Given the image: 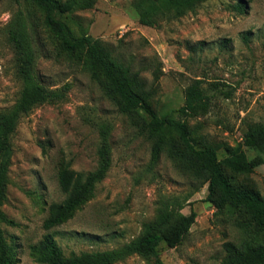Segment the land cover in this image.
<instances>
[{
  "label": "rangeland",
  "instance_id": "obj_1",
  "mask_svg": "<svg viewBox=\"0 0 264 264\" xmlns=\"http://www.w3.org/2000/svg\"><path fill=\"white\" fill-rule=\"evenodd\" d=\"M146 3L151 0H95L72 19L137 74L150 94L151 108L160 115L176 117L193 80L206 88L211 82L226 85L221 87L232 92L229 99L216 96L206 115L187 118L195 141L219 146L218 158H223L242 143L248 126L264 124V0H208L178 19L154 12L142 23L137 4ZM32 13L25 0H0V111L16 103L22 88L8 35L16 25H25L32 39L37 80L62 92L63 99L21 117L11 138L9 184L1 210L12 225L0 223V229L13 247L16 264H38L29 246L46 233L42 225L49 204L64 198L57 172L62 165L80 173L94 171L103 126L110 128L111 166L93 198L52 230L65 256L129 243L156 217L160 203L174 198L183 204L180 214L196 213L183 243L176 248L160 243L155 254L132 255L115 264H223L227 243L239 248L264 245V234L242 212L216 210L206 200L207 186L164 152L150 168L152 142L137 117L120 113L101 82L79 59L62 52L41 15ZM244 150L248 157L256 154ZM227 175L235 186L264 196V165L249 175Z\"/></svg>",
  "mask_w": 264,
  "mask_h": 264
},
{
  "label": "trees",
  "instance_id": "obj_2",
  "mask_svg": "<svg viewBox=\"0 0 264 264\" xmlns=\"http://www.w3.org/2000/svg\"><path fill=\"white\" fill-rule=\"evenodd\" d=\"M19 2L20 0H15ZM208 0H151V4H137L140 20L146 23L149 14L157 12L168 20L178 19ZM31 10L41 15L43 27L56 39L59 48L67 56L79 59L85 70L99 80L106 94L115 101L120 113L136 116L139 128L152 142L149 167L155 166L164 152L186 171L199 178L207 186L206 200L216 210L224 208L242 212L256 231L264 234V196L258 192L235 186L227 173L249 175L264 165V124L248 126L242 143L218 158L219 146L195 141V132L187 124V118L204 116L210 110L212 99L231 97L232 92L224 84L211 82L202 86L201 80H193L185 89L183 105L173 115H160L151 108L150 94L145 92L137 74H131L111 51L101 42L91 38L81 23L72 19L73 13L90 9L95 0H25ZM146 9L143 10L141 7ZM244 6L237 8L242 10ZM32 13V15L34 14ZM76 27H75V26ZM71 27L76 29L73 33ZM9 40L16 54L17 76L22 84L16 103L0 111V223L12 225L1 207L6 199L9 184V168L12 156L11 138L19 119L35 107L56 103L63 93L40 84L35 71V50L25 25L10 27ZM222 86V87H221ZM244 148L256 154L248 157ZM97 166L94 171L80 173L62 165L57 172V185L64 196L60 202H52L43 221L46 233L29 246V255L38 264H115L132 255L155 254L160 243L168 248L180 246L195 223L196 213L191 210L183 215L182 202L168 199L160 203L156 217L144 224L139 237L109 251L82 252L65 256L55 241L53 229L71 220L75 212L93 198L97 185L105 178L111 166L110 128L99 131ZM226 258L223 264H264V245L224 246ZM13 247L7 243L0 229V264H16Z\"/></svg>",
  "mask_w": 264,
  "mask_h": 264
}]
</instances>
